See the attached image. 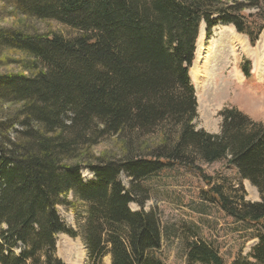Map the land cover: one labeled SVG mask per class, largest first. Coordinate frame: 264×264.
Segmentation results:
<instances>
[{"label": "trees", "instance_id": "16d2710c", "mask_svg": "<svg viewBox=\"0 0 264 264\" xmlns=\"http://www.w3.org/2000/svg\"><path fill=\"white\" fill-rule=\"evenodd\" d=\"M29 20L78 34L37 32ZM201 23L207 33L232 26L254 46L264 0H0V264H66L55 254L59 234L81 238L88 264L105 256L164 264L156 254L162 225L144 210L142 182L173 168L200 175L207 189L199 198L256 241L231 264H264V124L226 107L218 134L196 129L188 72ZM241 71L249 77V61ZM106 138L109 148L97 149ZM221 161L256 188L259 202L203 174V165ZM83 169L95 182L83 181ZM77 203L87 206L80 233L57 212ZM185 252L186 264H226L195 234Z\"/></svg>", "mask_w": 264, "mask_h": 264}, {"label": "rangeland", "instance_id": "374dc122", "mask_svg": "<svg viewBox=\"0 0 264 264\" xmlns=\"http://www.w3.org/2000/svg\"><path fill=\"white\" fill-rule=\"evenodd\" d=\"M256 12L245 9L243 14L253 15ZM28 23L31 30L37 32L50 31L65 38L78 34L56 21L29 20ZM201 30V36L198 34L196 41L195 59L189 69L196 96L197 116L193 122L196 129L218 134L221 124L219 112L226 107H234L252 121L264 124V31L254 46H251L247 37L237 33L232 26L218 25L207 33L205 25L201 23L199 32ZM223 36L229 39L228 46L233 47L236 54L230 53V48H225L227 53L216 62L212 59L211 45ZM199 45L201 49L198 55ZM197 56V72L200 77L196 81L190 76V71ZM14 59H17L16 56ZM208 61L214 67L210 72L204 69ZM246 61L250 63L248 78L241 71ZM3 66L4 63H0V73L5 71ZM112 140H101L97 149L109 148ZM144 140L151 141L150 138ZM202 171L213 183L222 184L225 188L242 186L246 201H260L256 188L248 181L241 180L236 171L227 167L224 161L203 165ZM81 176L85 183L95 182L93 175L86 169L81 171ZM120 181L125 187H129L130 179L124 174L120 176ZM142 186L148 194L144 210L155 211L162 225V244L156 254L164 264H186L185 241L194 237V234L201 240L213 242L226 264H231L235 258H247L256 244L255 240L249 239V232H245L241 225L234 223L216 206L199 198V193L207 189L200 175L189 173L183 168H173L147 179L142 182ZM67 200H71L70 196ZM130 209L136 211L138 208L131 204ZM86 211L87 206L81 203L73 207H57V212L66 226L78 233L84 224ZM55 254L67 264H88V254L79 236L70 238L59 234L56 237ZM102 264H110V257L105 256Z\"/></svg>", "mask_w": 264, "mask_h": 264}, {"label": "bare ground", "instance_id": "6f19581e", "mask_svg": "<svg viewBox=\"0 0 264 264\" xmlns=\"http://www.w3.org/2000/svg\"><path fill=\"white\" fill-rule=\"evenodd\" d=\"M200 33H202V30L199 32V35ZM201 36V35H200ZM219 40V41H218ZM216 41H214L211 45V48L213 49V54H212V59L214 58V60L216 62H219L220 59H222L225 54L227 53V50H225V48L229 49L230 48V53H233V54H236V51L233 47H229L228 44H229V39L227 37H221L220 39H218ZM231 44V43H230ZM200 45L198 46V55L200 54ZM212 68L211 66V63L210 61H208L206 64H205V70L206 72H210V69ZM199 69V66H198V56H197V60L196 62L194 63L193 67L191 68V71H190V76L194 79V80H199V74L197 72V70ZM214 69V67L212 68Z\"/></svg>", "mask_w": 264, "mask_h": 264}]
</instances>
